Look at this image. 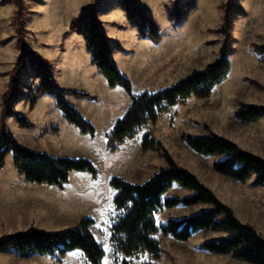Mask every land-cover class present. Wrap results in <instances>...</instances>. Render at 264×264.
Returning a JSON list of instances; mask_svg holds the SVG:
<instances>
[{
    "label": "rangeland",
    "instance_id": "obj_1",
    "mask_svg": "<svg viewBox=\"0 0 264 264\" xmlns=\"http://www.w3.org/2000/svg\"><path fill=\"white\" fill-rule=\"evenodd\" d=\"M23 2L27 9V45L38 51L45 40L48 44L51 42L50 48L56 52H38L51 62L54 78L60 86L89 94L81 97L68 93L66 99L96 131L93 135L83 133L69 123L62 110L50 102L49 97L56 99L52 93L30 108L41 77L28 62L20 77L14 110L25 115L33 126L22 127L14 116L8 115L5 117L7 128L20 143L31 149L54 156L87 158L96 166L97 173L73 171L62 186L32 183L18 172L13 155L9 154L5 166L0 169V236L30 226L56 231L76 227L82 219L91 218L93 223L89 228L105 250L100 264H120L123 259L131 264H252L232 254L205 250L201 246L203 241L225 236L222 232L207 230L197 231L187 241L159 231L157 237L162 247L159 258L148 254L126 257L116 253L111 232L119 212L113 201L117 190L110 181L119 177L131 183H142L167 165L158 150L143 148L147 134L161 142L178 165L195 173L242 222L253 225L264 236V185L257 184L255 178L240 182L216 172L213 162L225 156L200 154L181 138L183 132L217 133L240 148L264 157V117L246 122L237 116L246 106H264V59L254 48L255 44H264V0H136L158 27L161 41L157 44L149 38L147 26L142 28L128 19L120 0ZM69 7L82 14L94 10L106 35L116 37L113 30L121 32L111 47L126 53L119 57V62L121 71L132 81L134 95L173 85L194 69H204L214 61L225 40L221 28L228 9L232 15L231 70L208 98L192 97L183 104L171 106L157 122L148 123L134 136L110 149L106 132L124 116L132 99L122 86L123 94L115 92V87L110 88L97 66L89 72L90 67H95L92 60L87 64L76 61H84V56L67 44L65 37L71 31L70 24L64 30L67 18L60 13ZM17 9L15 0H0V124L2 97L7 90L9 73L21 52L14 23ZM74 44L73 47L78 48V43ZM85 50L90 52L86 44ZM68 64L72 65V70L64 66H70ZM188 194L190 191L175 185L165 196ZM209 207V204H198L167 208L157 214V221L164 225L169 218H182ZM0 264L90 262L79 249L63 255L56 252L25 256L10 249L0 253Z\"/></svg>",
    "mask_w": 264,
    "mask_h": 264
},
{
    "label": "trees",
    "instance_id": "obj_2",
    "mask_svg": "<svg viewBox=\"0 0 264 264\" xmlns=\"http://www.w3.org/2000/svg\"><path fill=\"white\" fill-rule=\"evenodd\" d=\"M15 1L18 9L14 23L21 52L9 73L7 90L2 97L0 169L5 166L8 155L12 154L18 172L32 183L62 186L69 181L73 171L96 174L97 168L89 159L54 156L31 149L20 143L7 128L5 117L8 115L14 116L22 127L33 126L25 115L14 110L20 77L28 62L35 74L41 77L30 100V108L45 94L52 93L56 97V105L69 123L77 126L83 133L93 135L96 131L95 126L66 99L68 93L81 97H88L89 94L64 88L56 82L51 62L27 45L26 5L23 0ZM120 2L127 10L128 19L142 28L147 26L149 38L153 43H159L161 34L156 23L145 14L136 0ZM229 10L221 28L225 40L214 61L204 69H194L173 85L156 91H144L139 95L133 94L132 81L120 70L112 54L110 40L96 12L92 10L84 13L70 23L71 31L83 35L86 48L92 54V64L97 66L108 86H122L132 99L124 116L117 119L106 132L108 148L115 149L125 138L134 136L148 123L157 122L160 115L171 106L183 104L192 97L208 98L214 88L227 78L231 70L232 49V15ZM254 48L264 59V44H255ZM237 116L246 122L258 121L264 117V106H246L237 112ZM181 138L200 154L225 156L213 162L216 172L240 182L255 178L257 184L264 185V157L240 148L231 139L217 133L195 135L183 132ZM142 146L146 150H158L167 165L142 183H131L119 177L111 179V185L117 190L113 201L119 212L111 232L116 253L126 257L148 254L159 258L162 252L157 237L159 231L172 235L177 240L187 241L197 231L207 230L222 232L225 236L203 241L201 246L205 250L214 254H232L233 257L252 264H264V236L253 225L242 222L232 208L221 201L195 173L178 165L161 142L146 134ZM175 185L190 191V194L181 197L165 196ZM198 204H209L211 207L182 218H169L164 225L158 224L157 214L164 209ZM92 223L93 219L84 218L76 227L56 231L30 226L23 231L3 234L0 236V253L13 249L22 256L34 253L52 255L56 252L63 255L79 249L90 264H100L105 250L89 228ZM120 264L131 263L123 259Z\"/></svg>",
    "mask_w": 264,
    "mask_h": 264
},
{
    "label": "crops",
    "instance_id": "obj_3",
    "mask_svg": "<svg viewBox=\"0 0 264 264\" xmlns=\"http://www.w3.org/2000/svg\"><path fill=\"white\" fill-rule=\"evenodd\" d=\"M61 4H64L63 2ZM118 8H120V10H122V7H120L119 3H118ZM73 9L71 7L69 8H66L64 9V11H61L60 10V13L63 12V14L65 15V17L67 18L66 21H65V27H64V30L66 29L67 30V27L69 26L70 22L75 19L76 16L82 14L83 12H79V13H76L74 11H72ZM82 11V10H81ZM123 11V10H122ZM69 15V16H68ZM63 30V31H64ZM113 34L116 35H119L121 32L119 30H113L112 32ZM107 36L110 40V43L113 45V41H116L117 38L113 35L110 36L109 33H107ZM67 38V44L70 45L72 47V49H77L79 51V53H81L83 56H84V61H80L79 59L76 60L78 62H84L85 64H87V61H91L92 60V54L90 52H87L85 50V40H84V37L81 33L79 32H76V31H70L69 35L67 37H65V39ZM140 40V39H139ZM59 41V40H58ZM78 43V48H75L73 47L75 44L74 43ZM141 42V40H140ZM51 45V42L48 44V42H46L45 40V43L43 44H40L38 46L40 52H43L44 51H48L49 53H52L53 52H56V49L53 48V50L50 48ZM114 46V45H113ZM77 47V46H76ZM55 54V53H54ZM112 54L114 56V58L116 59L117 63H118V66L120 68V70L122 69V66L119 62V57L123 56V54H126L125 52L121 51L120 49L117 50V48L114 47V49H112ZM46 55V54H45ZM70 65V64H68ZM66 66V68H70L71 70L73 69L70 65V66H67V65H64ZM91 68V69H90ZM88 69V71L90 72L92 69L96 68L95 67H90ZM123 70V69H122ZM94 71V70H93ZM115 92H117L118 94H123V89L120 87V86H117L113 89ZM119 91V92H118ZM49 93L45 94L42 98H40L41 102H43L45 100V98L51 96V95H48ZM50 98V102H54V104H56V99L53 98V97H49ZM47 100V99H46Z\"/></svg>",
    "mask_w": 264,
    "mask_h": 264
}]
</instances>
